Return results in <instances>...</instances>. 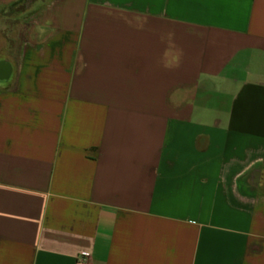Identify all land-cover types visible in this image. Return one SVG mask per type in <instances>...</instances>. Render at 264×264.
Segmentation results:
<instances>
[{
    "label": "crops",
    "instance_id": "1",
    "mask_svg": "<svg viewBox=\"0 0 264 264\" xmlns=\"http://www.w3.org/2000/svg\"><path fill=\"white\" fill-rule=\"evenodd\" d=\"M34 5L0 48V264H264V0Z\"/></svg>",
    "mask_w": 264,
    "mask_h": 264
},
{
    "label": "rangeland",
    "instance_id": "2",
    "mask_svg": "<svg viewBox=\"0 0 264 264\" xmlns=\"http://www.w3.org/2000/svg\"><path fill=\"white\" fill-rule=\"evenodd\" d=\"M35 1L38 2L39 0H25L18 7H14L13 11L6 10L4 14L0 16V48L3 45L7 46L8 41H11L14 36L16 37V33L13 32L12 24L21 20L24 16L26 17L30 10L35 6ZM5 23L11 26H5ZM7 33L8 36L6 37ZM4 54L5 52L0 50V57H2ZM9 54H11V52Z\"/></svg>",
    "mask_w": 264,
    "mask_h": 264
},
{
    "label": "water",
    "instance_id": "3",
    "mask_svg": "<svg viewBox=\"0 0 264 264\" xmlns=\"http://www.w3.org/2000/svg\"><path fill=\"white\" fill-rule=\"evenodd\" d=\"M11 66L7 61H0V82H7L11 77Z\"/></svg>",
    "mask_w": 264,
    "mask_h": 264
},
{
    "label": "built area",
    "instance_id": "4",
    "mask_svg": "<svg viewBox=\"0 0 264 264\" xmlns=\"http://www.w3.org/2000/svg\"><path fill=\"white\" fill-rule=\"evenodd\" d=\"M89 263V255L88 254H81L77 257L76 264H88Z\"/></svg>",
    "mask_w": 264,
    "mask_h": 264
},
{
    "label": "trees",
    "instance_id": "5",
    "mask_svg": "<svg viewBox=\"0 0 264 264\" xmlns=\"http://www.w3.org/2000/svg\"><path fill=\"white\" fill-rule=\"evenodd\" d=\"M24 1H25V0H18L16 3H14V4H12L11 6L5 8L4 10L0 11V16H2L6 10L13 11L14 7H18V6L21 5Z\"/></svg>",
    "mask_w": 264,
    "mask_h": 264
}]
</instances>
